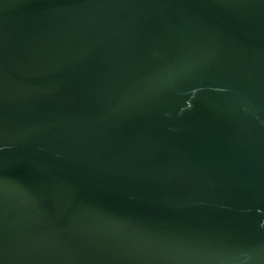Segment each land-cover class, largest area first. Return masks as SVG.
I'll use <instances>...</instances> for the list:
<instances>
[{
  "label": "water",
  "instance_id": "95a60500",
  "mask_svg": "<svg viewBox=\"0 0 264 264\" xmlns=\"http://www.w3.org/2000/svg\"><path fill=\"white\" fill-rule=\"evenodd\" d=\"M0 264H264V0H0Z\"/></svg>",
  "mask_w": 264,
  "mask_h": 264
}]
</instances>
